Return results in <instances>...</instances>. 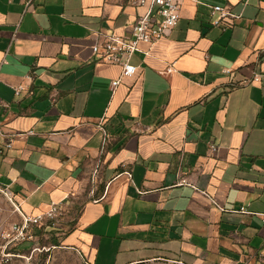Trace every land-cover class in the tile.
Wrapping results in <instances>:
<instances>
[{"label":"crops","instance_id":"1","mask_svg":"<svg viewBox=\"0 0 264 264\" xmlns=\"http://www.w3.org/2000/svg\"><path fill=\"white\" fill-rule=\"evenodd\" d=\"M214 5L236 16L214 26ZM145 10L0 0V192L60 204L35 234L86 264H264V224L233 211L264 213V0H182L112 90L121 66L92 45ZM9 203L0 222L20 220Z\"/></svg>","mask_w":264,"mask_h":264},{"label":"built area","instance_id":"2","mask_svg":"<svg viewBox=\"0 0 264 264\" xmlns=\"http://www.w3.org/2000/svg\"><path fill=\"white\" fill-rule=\"evenodd\" d=\"M138 6H146V10L138 15L131 25L128 34L117 35L104 34L98 37L92 45V52L99 60L121 66V75L111 82L112 90L120 83L122 77L133 76L137 66L131 62L132 56L139 50V43H155L167 36L178 24L181 17L180 9L182 0H133ZM212 25L220 26L223 20L233 18L236 15L227 6L214 5L211 7ZM173 66H168L167 72L173 71ZM20 87L17 89V93ZM3 136V133L0 132ZM10 144L7 145V147ZM212 150L216 149L211 145ZM3 149L0 148V153ZM6 193V192H5ZM8 196V194L6 193ZM14 211L19 214L20 220L12 222L8 234L3 235L5 243L3 249L14 241H26L35 238V229L45 225H56L62 215V207L58 203L51 204L50 208L42 213L32 215L25 213L20 205L12 197L8 196ZM235 212L255 214L264 224V213L252 212L246 206L233 209ZM9 237V239L7 238Z\"/></svg>","mask_w":264,"mask_h":264},{"label":"rangeland","instance_id":"3","mask_svg":"<svg viewBox=\"0 0 264 264\" xmlns=\"http://www.w3.org/2000/svg\"><path fill=\"white\" fill-rule=\"evenodd\" d=\"M11 204L0 192V209L3 213ZM6 209V210H5ZM14 218L0 222V264H86L70 249L52 246L51 236H35L32 240L14 241L3 249L4 236L8 234ZM9 239V237H7ZM145 264H177L167 261H157Z\"/></svg>","mask_w":264,"mask_h":264},{"label":"trees","instance_id":"4","mask_svg":"<svg viewBox=\"0 0 264 264\" xmlns=\"http://www.w3.org/2000/svg\"><path fill=\"white\" fill-rule=\"evenodd\" d=\"M52 245H58L54 239V237L51 238Z\"/></svg>","mask_w":264,"mask_h":264}]
</instances>
